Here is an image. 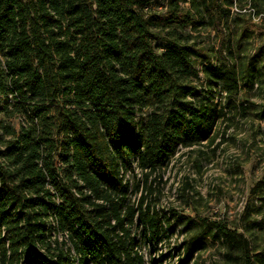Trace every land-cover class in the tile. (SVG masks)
Returning <instances> with one entry per match:
<instances>
[{
	"label": "trees",
	"instance_id": "1",
	"mask_svg": "<svg viewBox=\"0 0 264 264\" xmlns=\"http://www.w3.org/2000/svg\"><path fill=\"white\" fill-rule=\"evenodd\" d=\"M166 2L159 15L144 12L151 0H0V111L24 118L18 130L0 122V264H144L132 227L151 246L172 229L143 197L128 203L124 172L136 164L146 177L180 146L211 138L224 115L213 89L237 108L239 77L234 65L204 64L206 95L180 82L197 75L194 50L176 39L161 46L157 29L195 28L213 3ZM225 12L218 6V24ZM204 221L185 224L215 230L229 260L250 264L242 232ZM52 231L76 258L51 253ZM204 247L199 235L183 241L178 264Z\"/></svg>",
	"mask_w": 264,
	"mask_h": 264
},
{
	"label": "rangeland",
	"instance_id": "2",
	"mask_svg": "<svg viewBox=\"0 0 264 264\" xmlns=\"http://www.w3.org/2000/svg\"><path fill=\"white\" fill-rule=\"evenodd\" d=\"M209 2L213 6L202 12L204 23L195 28H180L176 33H169L172 27L159 28L164 40L157 43L162 46L166 39H176L193 48L191 62L197 75L189 73L180 82L195 87L201 96L209 88L202 71L204 64L234 65L239 90L232 102L237 108H232L231 103L227 105L226 93L220 86L214 87V102L224 109V115L211 138L189 147L180 146L168 162L146 177V171L136 164L124 172L129 183L128 203L136 206L143 197V206L168 219L166 224L172 228L162 241L151 246L140 228L132 227L144 264H151L153 258L160 259L161 254L165 256L159 264H178L182 252L176 247L193 235L201 236L205 247L195 252L190 264L243 263L227 258V248L215 230L202 232L198 225H186V218L198 223L204 219L202 224L206 226L212 221L222 222L237 229L249 241V263L264 264V0ZM180 6L191 10L193 22L199 19L191 4L181 2ZM218 6L226 10L219 24ZM167 9L166 0H151L144 12L166 15ZM248 66L251 69L247 73ZM151 109L143 108L142 114L146 116ZM23 121L22 115L10 118L0 111V122L15 130ZM64 240L59 231H52L51 253L62 248L65 254L76 258L73 251H68L69 243L63 244Z\"/></svg>",
	"mask_w": 264,
	"mask_h": 264
},
{
	"label": "built area",
	"instance_id": "3",
	"mask_svg": "<svg viewBox=\"0 0 264 264\" xmlns=\"http://www.w3.org/2000/svg\"><path fill=\"white\" fill-rule=\"evenodd\" d=\"M51 223H52V224H54V222H53V221H52Z\"/></svg>",
	"mask_w": 264,
	"mask_h": 264
}]
</instances>
